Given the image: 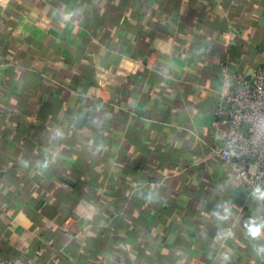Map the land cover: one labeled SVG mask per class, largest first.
Here are the masks:
<instances>
[{"label":"crops","instance_id":"0c3cea01","mask_svg":"<svg viewBox=\"0 0 264 264\" xmlns=\"http://www.w3.org/2000/svg\"><path fill=\"white\" fill-rule=\"evenodd\" d=\"M262 64L264 0H0V257L264 264L210 156L224 70Z\"/></svg>","mask_w":264,"mask_h":264},{"label":"built area","instance_id":"2783aa9c","mask_svg":"<svg viewBox=\"0 0 264 264\" xmlns=\"http://www.w3.org/2000/svg\"><path fill=\"white\" fill-rule=\"evenodd\" d=\"M213 111L211 157L231 169L247 198L264 199V64L251 76L225 75ZM27 254V252H25ZM0 264H19L0 257Z\"/></svg>","mask_w":264,"mask_h":264}]
</instances>
